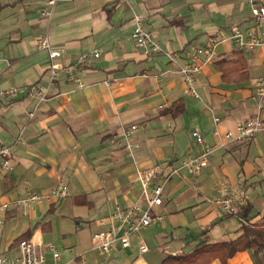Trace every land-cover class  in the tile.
<instances>
[{"label":"crops","instance_id":"1","mask_svg":"<svg viewBox=\"0 0 264 264\" xmlns=\"http://www.w3.org/2000/svg\"><path fill=\"white\" fill-rule=\"evenodd\" d=\"M45 4L0 0V87L48 85L50 58L36 43L44 35L64 47L67 66L83 52L101 54L82 71L83 87L60 71L33 117L36 100L24 93L0 111V144L12 147L13 163L7 172L0 168V202L12 201L0 231L2 252L16 255L19 240L32 238L54 243L60 264H163L182 254L183 264H257L252 249L223 259L204 248L242 234L241 217L225 216L216 197L239 195L253 206L251 223L264 219V127L233 138L239 120L261 116L264 125L256 94L264 45L239 50L230 37L233 24L253 26L247 0H58L48 18L40 12ZM135 14L144 16L157 50L146 53L133 40ZM220 34L227 39L196 76L200 97L186 94L169 54L177 51L182 64L190 47ZM193 130L215 147L209 163L197 175L172 173L201 148ZM154 165L162 168L155 182L168 177L157 209L164 219L133 235L130 248L100 255L93 235L107 228L112 210L143 204L137 171ZM62 187L66 195L58 194ZM33 194L40 198L14 204Z\"/></svg>","mask_w":264,"mask_h":264},{"label":"built area","instance_id":"2","mask_svg":"<svg viewBox=\"0 0 264 264\" xmlns=\"http://www.w3.org/2000/svg\"><path fill=\"white\" fill-rule=\"evenodd\" d=\"M46 4L41 9V15L51 17L58 0H45ZM250 12L252 15L253 26L249 29H242L237 24H233L230 37L234 41L239 50H252L264 45V0H247ZM144 16L135 14L133 16L134 28L132 38L137 46L143 49L146 53L150 49L157 50L159 48L158 41L153 33L143 26ZM227 37L223 34L212 37L204 46H192L185 53L186 61L180 64L181 58L177 51L169 54L170 61L177 65V71L182 75L185 83V92L195 98H199V92L196 87V76L201 70L202 61H210L216 55L215 46L223 42ZM36 43L40 49L46 50L49 58V83L47 86L37 82L31 83L27 87H0V111L4 107L16 99L20 94L24 93L36 100L35 107L30 111V118L34 116L36 108L50 95L49 88L56 81L60 71L67 70V79L80 87L84 86L81 78V73L95 57L101 54V50L94 49L81 53L77 62L73 66H67L62 62L64 56V47L54 46L49 36L44 35L36 39ZM256 94L259 101V107L264 108V76L256 80ZM261 116L253 117L246 120L237 121L238 134L233 137L237 140L248 139L264 127ZM135 125L124 131L123 135L127 138ZM192 136L195 141L201 145V148L193 155L186 157L180 165L172 169V173L179 172L184 168L193 175L199 174L203 168L209 163V157L215 147L208 144L204 136L197 130L192 131ZM228 137L232 134L227 133ZM131 147V144H128ZM0 168L7 172L13 168L12 163V147L8 144H0ZM162 168L154 165L137 171V180L140 182L143 189V204H134L128 209L116 208L107 216L106 223L108 224L105 230L96 232L93 237V248L100 255H109L118 247L130 248L131 237L140 233V231L156 222L164 219V215L157 209L162 205V196L165 189V183L168 177L162 182H155ZM224 187H221V191ZM60 195H66L65 187L59 190ZM38 195H30L25 198H19L14 201L16 207L27 206L32 201L38 200ZM242 201L239 195L233 197L219 196L213 199V202L224 212L232 213L238 210V203ZM12 201L0 202V231L5 226L7 215L6 212L10 209ZM18 253L10 255L1 250L0 241V264H60L61 253L57 246L50 243H41L32 238L20 239L18 244ZM140 253L148 251V246L144 239H140ZM47 253L52 255L53 262H47Z\"/></svg>","mask_w":264,"mask_h":264},{"label":"trees","instance_id":"3","mask_svg":"<svg viewBox=\"0 0 264 264\" xmlns=\"http://www.w3.org/2000/svg\"><path fill=\"white\" fill-rule=\"evenodd\" d=\"M181 110L177 114H180ZM253 206L246 203H238V210L232 213H225V216L239 215L242 220V234L239 238L218 244L205 243L204 248L209 256L219 255L223 259L230 257L238 250L252 249L254 259L257 264H261L264 260V219L257 223H251L250 216ZM187 257L182 255H170L163 264H183L187 261Z\"/></svg>","mask_w":264,"mask_h":264}]
</instances>
